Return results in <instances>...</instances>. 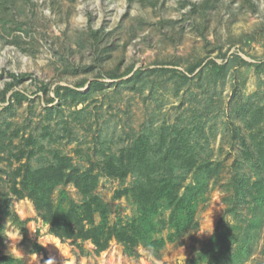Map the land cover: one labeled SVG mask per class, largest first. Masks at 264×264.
Instances as JSON below:
<instances>
[{"label":"rangeland","instance_id":"rangeland-1","mask_svg":"<svg viewBox=\"0 0 264 264\" xmlns=\"http://www.w3.org/2000/svg\"><path fill=\"white\" fill-rule=\"evenodd\" d=\"M212 59L223 66L219 73L203 65L187 72L199 60L205 64ZM129 67L128 74L109 75ZM138 68L143 79L124 83ZM9 73L29 74L14 87L28 98L15 101L8 91L6 100H0V258L9 264H47L49 259L54 264H189L218 230L224 236L221 244L242 247L233 264H264V201H233L230 184L235 174L250 183L259 171L264 175V166L253 167L232 133L239 126L248 140L244 120L236 113L241 104L264 109V0H0V90L12 80ZM93 80L103 85L90 89ZM40 81L48 84L46 93L37 90ZM56 85L87 96L55 97ZM173 124L190 130L197 164L209 161L214 172L193 169L186 174L176 168L184 176L180 194L192 187L188 211L197 226L189 225L184 211L177 235L167 222L170 207L159 208L160 215L150 216L156 227L152 236L164 241L158 256L142 244L136 255H129L116 240L100 253L90 241L60 240L30 199H16L8 191L11 170L24 163L37 168L54 149L84 169L88 163L75 149L96 161L103 156L101 148L124 146L130 140L125 133L155 134L159 126ZM258 129L264 137V117ZM46 131L53 136H43ZM30 135L44 147L18 160L13 154L33 147ZM131 181L100 177L95 193L107 203L110 223H126L139 214L130 194L115 196ZM52 198L64 212L82 195L73 184L57 185ZM253 210L258 222L250 232L254 239L239 246L238 227L251 219ZM163 219L165 225L159 222ZM95 222H100L98 214ZM37 245L43 251L37 252Z\"/></svg>","mask_w":264,"mask_h":264},{"label":"trees","instance_id":"trees-1","mask_svg":"<svg viewBox=\"0 0 264 264\" xmlns=\"http://www.w3.org/2000/svg\"><path fill=\"white\" fill-rule=\"evenodd\" d=\"M234 57L243 63H247L239 55L234 54ZM203 65V66H202ZM211 66V70L219 73L223 66L215 60H208L205 64L199 60L192 66L187 68L188 73H193L197 68ZM201 67V69H202ZM200 69V70H201ZM132 67H129L122 74L111 73L112 78H117L131 72ZM151 69L149 71H155ZM199 70V71H200ZM177 72L176 69H173ZM198 71V72H199ZM142 70L138 68L133 74L124 80V83L135 85L140 82ZM178 73L187 78V74L178 71ZM12 80L0 90V100H6V94L11 91V97L15 101H22L28 96L14 87L26 76L27 73H9ZM85 84V80L77 83V87ZM98 80L90 82V89L93 87L102 86ZM48 84L40 81L37 84V90L47 92ZM55 97L65 98L70 97L76 99L81 96L80 92L74 88L64 85H56L53 89ZM87 94H82L83 100ZM54 97L48 98V102H52ZM237 114L241 115L244 125L248 131V140L245 133L239 126H233L232 133L237 137L242 146L245 147L246 158L252 161L253 167L262 169L264 166V137L261 134V129H258L260 122L264 117V109L262 106L254 104H241ZM189 132V133H188ZM4 131H0L3 135ZM154 133V132H153ZM126 138L130 140L124 145L111 150L110 147L101 148L102 155L96 161L88 154H81V149H75L79 158L85 160L88 166L84 169H79L72 161V157L54 149L51 153V158L45 161L43 165L37 168H31L28 163L19 165L14 170L9 172V188L8 191L16 198L21 199L27 197L34 205V208L39 217L49 225V231L52 235L60 240H80L90 241L95 252L100 253L105 250L112 240H116L123 246L124 251L129 255L137 254V246L142 244L147 250L158 256L159 250L163 246V238H155L151 232L155 231V223L150 220L152 214H161L159 208L170 207V219L167 221L172 227L177 228V235H181L180 223L177 222L178 217L185 211L187 214L188 224L197 226V222L193 221V216L189 209V201L192 200V187L188 186L187 191L180 194L181 183L184 176L176 174V168L181 169L183 173L196 169H204L209 173L214 172L209 161L199 162L197 164L195 146L192 145L190 138V130L179 124L159 126L155 134L152 132H143L137 135L125 133ZM43 136L52 137L53 133L44 132ZM122 135H120V138ZM33 144V147L28 150V153L23 149H19V154H13L18 160L24 156H32L35 151L43 149V144L34 139V136L28 137V144ZM219 168V166H218ZM216 167V171H218ZM182 173V174H183ZM187 174V173H186ZM258 178L250 183L246 178L238 174L232 176L231 186L234 191L233 201L240 199L247 204L257 202L258 199L264 201V175L259 171ZM101 176L108 177L119 181H125L128 177L132 178L131 184L121 190L116 191L115 196L130 194L136 201L139 214L131 218L126 223L114 222L110 223L107 220L109 207L107 203L95 193L97 183ZM73 184L82 195L80 203H72L69 208L62 212L54 203L52 194L57 185ZM191 193V194H190ZM188 199V201H187ZM264 203V202H263ZM187 210V211H186ZM230 210L227 208V211ZM251 218L248 222L239 225V233H237L236 241L243 245L245 241L250 239V232L255 230V210L251 211ZM95 214L100 216V222H95ZM13 219L24 224L18 216L13 213ZM162 225L167 222L159 220ZM184 225L183 229L188 226ZM23 226V225H22ZM183 231V230H182ZM173 234L169 235L172 240ZM254 239V237H252ZM251 238V239H252ZM214 241L216 246L213 245ZM224 241V236L217 230L213 236L207 241L206 245L191 258L189 264H233L234 256L239 257L241 248L234 247V243L221 242ZM251 241V240H249ZM219 244L220 247H217ZM224 244L225 247L224 248ZM37 252L43 251V247L37 245ZM81 253L84 252V247L80 246ZM264 255V248H263ZM0 264H9L3 257L0 258Z\"/></svg>","mask_w":264,"mask_h":264},{"label":"clouds","instance_id":"clouds-1","mask_svg":"<svg viewBox=\"0 0 264 264\" xmlns=\"http://www.w3.org/2000/svg\"><path fill=\"white\" fill-rule=\"evenodd\" d=\"M47 264H54L53 259H49V260L47 261Z\"/></svg>","mask_w":264,"mask_h":264}]
</instances>
